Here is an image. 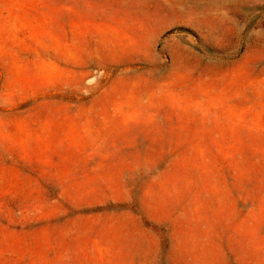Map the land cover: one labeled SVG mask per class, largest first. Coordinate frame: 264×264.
Wrapping results in <instances>:
<instances>
[{"label":"rangeland","instance_id":"rangeland-1","mask_svg":"<svg viewBox=\"0 0 264 264\" xmlns=\"http://www.w3.org/2000/svg\"><path fill=\"white\" fill-rule=\"evenodd\" d=\"M0 264H264V0H0Z\"/></svg>","mask_w":264,"mask_h":264}]
</instances>
